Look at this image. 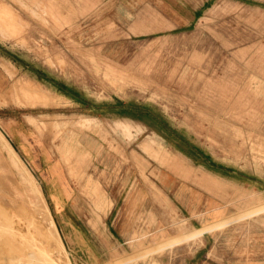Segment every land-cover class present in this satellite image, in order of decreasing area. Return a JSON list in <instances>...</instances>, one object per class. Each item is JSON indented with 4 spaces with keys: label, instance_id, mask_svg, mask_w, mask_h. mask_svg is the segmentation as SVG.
<instances>
[{
    "label": "rangeland",
    "instance_id": "obj_1",
    "mask_svg": "<svg viewBox=\"0 0 264 264\" xmlns=\"http://www.w3.org/2000/svg\"><path fill=\"white\" fill-rule=\"evenodd\" d=\"M0 7V245L264 264V0Z\"/></svg>",
    "mask_w": 264,
    "mask_h": 264
},
{
    "label": "bare ground",
    "instance_id": "obj_2",
    "mask_svg": "<svg viewBox=\"0 0 264 264\" xmlns=\"http://www.w3.org/2000/svg\"><path fill=\"white\" fill-rule=\"evenodd\" d=\"M1 9V7H0ZM1 12H0V17L1 16ZM10 16V15H9ZM7 22H5L6 24ZM13 37V36H12ZM26 44V43H25ZM29 171V170H28ZM31 179V177H30ZM35 182V181H34ZM40 185V184H39ZM34 187V186H33ZM35 193H36V196L39 198V199H42V196H41V192L39 190V188L37 186H35ZM45 199V198H44ZM44 203V202H43ZM46 207V206H45ZM48 212V211H47ZM49 214V213H48ZM48 221H49V225H50V230H51V234H53L52 236L55 237L58 245L60 244L61 245V238H60V234L58 233V230H57V227L54 223V220L53 218L51 217V215L49 216L48 218ZM64 245V244H63ZM10 245H6V243H3L0 245V264H23L22 262V258L20 256H16L13 252V250H10ZM62 246V245H61ZM73 262V261H72Z\"/></svg>",
    "mask_w": 264,
    "mask_h": 264
}]
</instances>
